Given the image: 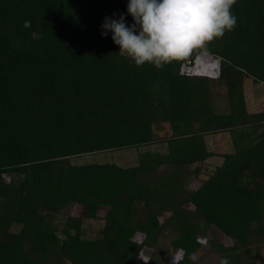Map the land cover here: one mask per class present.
<instances>
[{"label":"trees","instance_id":"trees-1","mask_svg":"<svg viewBox=\"0 0 264 264\" xmlns=\"http://www.w3.org/2000/svg\"><path fill=\"white\" fill-rule=\"evenodd\" d=\"M233 7L211 76L184 70L204 50L162 69L120 54L101 25L131 24L126 0H0V264H170L168 246L201 264L205 244L218 264H262L264 110L249 112L245 79L264 83V0ZM222 131L233 150L218 153L207 135ZM132 149L134 165L75 161Z\"/></svg>","mask_w":264,"mask_h":264},{"label":"clouds","instance_id":"clouds-1","mask_svg":"<svg viewBox=\"0 0 264 264\" xmlns=\"http://www.w3.org/2000/svg\"><path fill=\"white\" fill-rule=\"evenodd\" d=\"M237 0H128L125 14L105 17L101 36L112 33L119 53L136 67L146 63L162 69L175 61L186 60L197 50L208 46L226 32L235 30L238 17L234 12ZM145 262L147 258H142ZM193 259H195L193 257ZM220 264H230L223 258Z\"/></svg>","mask_w":264,"mask_h":264},{"label":"rangeland","instance_id":"rangeland-1","mask_svg":"<svg viewBox=\"0 0 264 264\" xmlns=\"http://www.w3.org/2000/svg\"><path fill=\"white\" fill-rule=\"evenodd\" d=\"M128 3V0H126ZM220 59L218 57H215L211 55L208 51H202L196 60L189 64L184 70L188 73H196L200 75H211V76H216L219 73L220 70ZM251 78H247L246 85H245V93L247 97V92H246V87L248 90V95H249V90L250 88L247 86L249 81H251ZM218 81V80H217ZM216 81V82H217ZM214 81L215 87V94L217 95L216 98L219 99V107L221 110L226 109L227 104H226V96H225V90L221 87L220 84H217ZM256 93H258L257 97H255L260 100L261 99V109H264V84L258 83L255 84ZM254 87V85H253ZM251 91V90H250ZM251 93V92H250ZM251 95V94H250ZM249 97V96H248ZM260 98V99H259ZM248 99V98H247ZM227 110V109H226ZM168 130V129H167ZM170 131V129H169ZM169 131L165 132L166 134L169 133ZM163 132H161L162 134ZM249 135V134H248ZM247 135V136H248ZM223 136V135H222ZM223 137H227L224 135ZM211 139V138H210ZM213 141L215 138H212ZM210 146L215 147L219 150H233V143L232 141H229L227 139H224L221 141V143L216 144L215 146L210 144ZM153 150H159V151H164L166 149L165 144H160V145H152L150 147ZM231 148V149H229ZM145 148H142L144 150ZM139 152L136 150H125V151H118V152H103V153H95V154H90V155H85L77 158L75 161L79 163H84V162H106V161H116L122 165H134L135 163L138 162L139 159ZM220 159L217 157L211 158L207 161L205 169L203 173L201 174L202 178H207L208 173L213 171L216 167V163H219ZM196 183L200 182V180H195ZM75 213L80 214L81 213V207H77L75 210ZM104 221L102 219H97V220H86L85 221V230L88 232L89 235L92 237L98 235L100 228L103 226ZM205 241V240H204ZM262 253L264 252V245L262 246ZM167 252L172 253V258L170 261V264H176L177 260L182 257V251L176 252L174 249L170 248L169 246L167 247ZM147 255H144L146 257ZM196 261H198L201 264H218L220 260V254L217 252V250L209 245L205 244L194 256ZM259 263V262H258ZM263 263V262H262ZM261 264V263H259Z\"/></svg>","mask_w":264,"mask_h":264},{"label":"crops","instance_id":"crops-1","mask_svg":"<svg viewBox=\"0 0 264 264\" xmlns=\"http://www.w3.org/2000/svg\"><path fill=\"white\" fill-rule=\"evenodd\" d=\"M247 78H251L252 79L251 81H249V83L247 85L250 88V90H251V91L249 90V95H248V90H247V87H246V92H247L246 105H247V108H248L249 112H251V113L263 111L264 109H261V105H262L261 99L259 98L260 100H258L255 97V95L257 97H259L258 96V93H256V89L257 88L255 86H257V85H255V84H258V83L264 84V83L263 82H256V81H254V79L252 77H246V79H245V85H246ZM253 85H254V87H253ZM245 96H246V93H245ZM222 135L223 136L226 135L227 137H223ZM212 138H215L214 141H213ZM224 139H227L229 141H232V143H233V140H232V137H231V133L229 131H226V132L225 131H222V132H217V133H212V134L207 135V140H208L209 146H210V144L212 145V143L215 146V143L216 144H219ZM210 148L212 150L218 152V153H223V152L231 151V150H227V151L226 150H219V149H217L215 147L212 148V146H210ZM229 149H231V148H229ZM215 157H217V158L220 159L218 161L219 163H217V162H215V163L218 164V165L221 164L222 161H223L222 157H220V156H215Z\"/></svg>","mask_w":264,"mask_h":264},{"label":"built area","instance_id":"built-area-1","mask_svg":"<svg viewBox=\"0 0 264 264\" xmlns=\"http://www.w3.org/2000/svg\"><path fill=\"white\" fill-rule=\"evenodd\" d=\"M262 264H264V260H263V263Z\"/></svg>","mask_w":264,"mask_h":264}]
</instances>
